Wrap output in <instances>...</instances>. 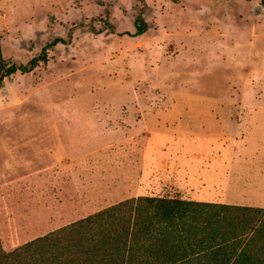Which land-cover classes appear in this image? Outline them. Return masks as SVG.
I'll return each instance as SVG.
<instances>
[{"label": "rangeland", "instance_id": "obj_1", "mask_svg": "<svg viewBox=\"0 0 264 264\" xmlns=\"http://www.w3.org/2000/svg\"><path fill=\"white\" fill-rule=\"evenodd\" d=\"M54 37L0 86L3 250L141 194L264 208V0H0L9 62Z\"/></svg>", "mask_w": 264, "mask_h": 264}, {"label": "trees", "instance_id": "obj_2", "mask_svg": "<svg viewBox=\"0 0 264 264\" xmlns=\"http://www.w3.org/2000/svg\"><path fill=\"white\" fill-rule=\"evenodd\" d=\"M138 22L132 35L146 31L147 23L141 16ZM63 41L54 37L40 54L18 64L2 56L0 44V86L17 70H32L47 59L49 47ZM72 236L78 239L74 241ZM66 238L68 243L59 246ZM56 246L64 251H50ZM75 248L78 264H95L93 258L114 254L121 258L119 264H264V208L141 194L11 251L0 245V264H21L35 254L46 264H71L74 258L68 251Z\"/></svg>", "mask_w": 264, "mask_h": 264}]
</instances>
